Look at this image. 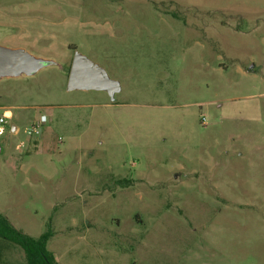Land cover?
<instances>
[{
    "label": "rangeland",
    "instance_id": "rangeland-1",
    "mask_svg": "<svg viewBox=\"0 0 264 264\" xmlns=\"http://www.w3.org/2000/svg\"><path fill=\"white\" fill-rule=\"evenodd\" d=\"M0 44L58 64L0 81L15 147L55 133L0 155V213L58 264H264V0H0ZM76 53L114 101L68 90Z\"/></svg>",
    "mask_w": 264,
    "mask_h": 264
},
{
    "label": "water",
    "instance_id": "water-1",
    "mask_svg": "<svg viewBox=\"0 0 264 264\" xmlns=\"http://www.w3.org/2000/svg\"><path fill=\"white\" fill-rule=\"evenodd\" d=\"M51 65L58 64L52 60L36 57L24 49H11L0 44V81L31 77ZM253 67L254 65L250 69ZM68 90L107 92L114 101L116 94L121 91V85L111 79L104 68L76 53L69 74Z\"/></svg>",
    "mask_w": 264,
    "mask_h": 264
},
{
    "label": "crops",
    "instance_id": "crops-1",
    "mask_svg": "<svg viewBox=\"0 0 264 264\" xmlns=\"http://www.w3.org/2000/svg\"><path fill=\"white\" fill-rule=\"evenodd\" d=\"M0 111H2L1 115H5L8 118V130L5 135H3L0 141L1 152L0 155L3 156L5 161L10 160L11 158H16V152L19 148H24V150L32 151L33 153H38L42 148L44 151H52L54 143L55 133L53 130V126L51 122L48 123L43 130L41 136H32L31 138H27L25 144H17V139L21 136V133L24 131L27 133V127L23 126V118L24 116L19 113V108L16 105L12 104H0ZM41 115H46V113H42L38 116H35L31 122V126L37 123L40 120Z\"/></svg>",
    "mask_w": 264,
    "mask_h": 264
},
{
    "label": "trees",
    "instance_id": "trees-1",
    "mask_svg": "<svg viewBox=\"0 0 264 264\" xmlns=\"http://www.w3.org/2000/svg\"><path fill=\"white\" fill-rule=\"evenodd\" d=\"M51 228L39 238H33L18 230L2 213H0V240L20 247L25 253L28 264H58L55 254L48 249L53 238Z\"/></svg>",
    "mask_w": 264,
    "mask_h": 264
},
{
    "label": "built area",
    "instance_id": "built-area-1",
    "mask_svg": "<svg viewBox=\"0 0 264 264\" xmlns=\"http://www.w3.org/2000/svg\"><path fill=\"white\" fill-rule=\"evenodd\" d=\"M48 116L41 115L40 120L31 126L30 132L33 136H41L43 128L48 124ZM8 130V118L5 115L0 116V137L6 134Z\"/></svg>",
    "mask_w": 264,
    "mask_h": 264
}]
</instances>
